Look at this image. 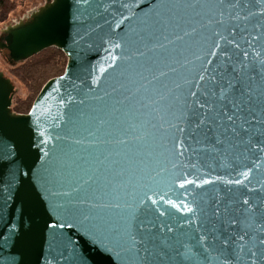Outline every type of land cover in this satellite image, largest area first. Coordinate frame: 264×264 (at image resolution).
Listing matches in <instances>:
<instances>
[{
	"label": "snow or ice",
	"instance_id": "obj_1",
	"mask_svg": "<svg viewBox=\"0 0 264 264\" xmlns=\"http://www.w3.org/2000/svg\"><path fill=\"white\" fill-rule=\"evenodd\" d=\"M50 8L74 44L119 56L40 133L42 264H87L74 230L111 264H264V0ZM15 251L10 225L0 264H23Z\"/></svg>",
	"mask_w": 264,
	"mask_h": 264
},
{
	"label": "water",
	"instance_id": "obj_2",
	"mask_svg": "<svg viewBox=\"0 0 264 264\" xmlns=\"http://www.w3.org/2000/svg\"><path fill=\"white\" fill-rule=\"evenodd\" d=\"M51 2L46 0L45 6L28 19L7 27L0 39V51L12 65L50 48L61 50L68 59L64 73L47 81L27 114L13 112L15 87L0 71V187L6 189L0 195V231L7 234L9 226L14 227L13 254L23 264H42L41 253L45 250L41 237L48 207L33 175L40 164L39 146L44 138L40 133L51 134L53 127L62 122L61 115L66 111L68 94H73V85L91 84L92 75L102 85L113 72L110 57L119 56L118 50H106L99 40L90 46L74 44L69 22L50 8ZM117 3H126L128 11L124 14L131 16L148 12L155 0H117ZM72 239L80 241V251L87 264H111L103 249L81 239L75 230ZM5 249L8 251L7 245Z\"/></svg>",
	"mask_w": 264,
	"mask_h": 264
},
{
	"label": "trees",
	"instance_id": "obj_3",
	"mask_svg": "<svg viewBox=\"0 0 264 264\" xmlns=\"http://www.w3.org/2000/svg\"><path fill=\"white\" fill-rule=\"evenodd\" d=\"M14 7V0H0V23L8 19ZM67 61V56L61 50L50 48L28 59L23 64L14 65V72L18 73V76L22 80H28L30 83L31 87H29V90L33 92V99L30 107H32L36 97L47 81L54 77L61 76L64 73ZM19 106H24V104ZM30 107L28 108L29 111L31 109Z\"/></svg>",
	"mask_w": 264,
	"mask_h": 264
},
{
	"label": "rangeland",
	"instance_id": "obj_4",
	"mask_svg": "<svg viewBox=\"0 0 264 264\" xmlns=\"http://www.w3.org/2000/svg\"><path fill=\"white\" fill-rule=\"evenodd\" d=\"M14 2V10L10 13L5 22L0 23V39L7 27L14 26L28 19L34 12L38 11L46 4V0H14ZM17 65L20 64H15V66ZM13 69L14 65L10 64L5 55L0 52V71L3 72L6 77L11 79L15 87V94L12 103L13 112L17 114H27L29 111L28 108L33 99V92L32 90H29V87L31 86L28 80H22L18 76V73L14 72ZM22 104H24V106H19Z\"/></svg>",
	"mask_w": 264,
	"mask_h": 264
}]
</instances>
